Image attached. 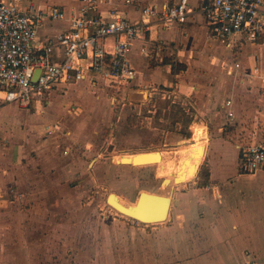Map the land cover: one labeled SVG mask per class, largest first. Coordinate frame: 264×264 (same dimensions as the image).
<instances>
[{
	"label": "rangeland",
	"instance_id": "1",
	"mask_svg": "<svg viewBox=\"0 0 264 264\" xmlns=\"http://www.w3.org/2000/svg\"><path fill=\"white\" fill-rule=\"evenodd\" d=\"M246 45H238L230 56L232 64H240L239 73L229 74V69L221 67L233 81L246 78L244 71L253 69L244 50ZM258 66L264 70V60ZM179 74L183 81L197 77L216 82L207 79L206 72ZM82 89L79 86L73 90L76 93H69L66 88L62 93L50 94L44 106L54 101L51 116L60 114L58 120L65 119L63 129L51 135L39 134L32 147L22 146L26 153L22 161L26 165L23 171L26 181L18 185L20 190H12L11 199L19 191L26 194V199L15 203L0 200V264H95L108 257V247L104 250L102 246L109 243L116 227L144 226H138L135 220L111 207L110 196L115 195L125 205H134L141 194L163 196L172 192L174 201L175 195L186 189L178 186L173 177H167L172 183L162 187L164 178L157 171L166 161L178 163L182 154L166 156L161 166L118 162L120 155L155 148L170 153L194 145L198 135L207 134V153L196 175L188 181L195 180L196 185L204 183L209 163L219 151L222 160L233 164L241 147L264 140V120L256 117L229 121L225 114L221 119L218 115V127H223L224 133L212 134L216 119H211V114H199L197 106L207 96L182 94L176 86L151 90L148 97L145 95L147 98L140 100H132L131 90L124 86H120L116 95L117 88L101 83L90 88L88 99L81 96ZM258 93L263 102L264 88ZM114 95L122 103L113 104ZM14 111V117L22 121L27 109L13 107L6 115ZM211 111L215 115L216 110ZM9 120V125L15 123L14 118ZM191 130L197 132L195 138H185V133ZM184 141L187 144L180 146ZM51 150L54 154H49ZM66 171L68 176H64Z\"/></svg>",
	"mask_w": 264,
	"mask_h": 264
},
{
	"label": "crops",
	"instance_id": "2",
	"mask_svg": "<svg viewBox=\"0 0 264 264\" xmlns=\"http://www.w3.org/2000/svg\"><path fill=\"white\" fill-rule=\"evenodd\" d=\"M95 1L101 12L118 10L136 22L141 20V7H162L179 0H134L133 4H127V0ZM211 1L189 0L190 6L196 9L210 4ZM22 4L43 8L58 6L69 13L83 3L81 0H22ZM68 28L67 20H45L37 31L38 39L46 42L64 33ZM233 50L234 48L209 38L205 15L195 14L186 24L171 29L154 27L144 39H137L133 43L129 53V61L137 72L129 97L132 100H140L148 97L151 90L173 86L182 94L193 92L196 96L206 95L207 98L200 99L197 106L199 114H211L209 117L216 119L212 131L216 136L219 132L224 133V128L218 127V115H221L220 119L222 114L229 118V113H232L233 117L227 118L229 121L254 117L264 120V101L259 99L258 93L260 88H264V70L258 66L264 60V37L259 43L244 46L245 53L249 55L247 59H251L253 63V69L244 71L246 78L239 81L226 77L222 70L225 67L229 69V74L240 72V64L230 62ZM236 65H239V68H236ZM216 71L218 75H215ZM180 72L183 75L206 72V78L215 79L216 82L203 81L196 79L197 77L183 81V77H179ZM100 84L93 85L83 81L67 89L71 93L81 86L84 93L81 96L88 99L90 88H97ZM64 90L52 93H62ZM52 93L50 96H53ZM65 96L68 98V94ZM215 96L216 100L213 102ZM53 102L51 100L47 107L44 102L37 103L27 109V112H22V121L14 117L15 111L6 115L13 107L21 109L19 106L3 105L0 102L2 199L14 203L26 199V194L20 191L11 199L12 190H20L18 185L26 181L23 174L26 165L22 164L26 153L22 146L24 145L25 149L32 147L39 134L51 135L63 129L65 119L58 120L60 114L51 116V107L55 104ZM212 109L216 110L215 115ZM25 117L29 119L25 120ZM11 118L15 119V123L9 125ZM56 119L58 121L55 122ZM206 153L207 147L204 156ZM219 153L214 155L209 163V176L205 179V186H200V183L193 185L195 180L178 185L186 189L176 194L174 201L172 199L169 218L165 223L144 224L143 227L133 226L130 229L127 225L116 227V233L113 232L109 243L102 246L104 250L105 246L108 247V257L95 261V264H264V173H241L238 158L240 149L237 162L233 164L222 160V153ZM49 154H54V151H49ZM33 163L30 162L31 165ZM64 176H68L67 171ZM140 224L142 223L137 222L138 226Z\"/></svg>",
	"mask_w": 264,
	"mask_h": 264
},
{
	"label": "built area",
	"instance_id": "3",
	"mask_svg": "<svg viewBox=\"0 0 264 264\" xmlns=\"http://www.w3.org/2000/svg\"><path fill=\"white\" fill-rule=\"evenodd\" d=\"M81 2L67 13L58 6L0 1L1 104L30 109L52 92L83 81L117 88L116 95L120 86L132 90L137 76L129 61L133 43L154 27H179L195 14L206 16L210 39L229 48L256 44L264 37V0H212L200 9L192 8L189 0L148 5L140 8L141 20L136 22L118 10L101 12L95 0ZM45 20H67L69 28L42 42L37 31ZM111 100L122 103L115 95ZM239 169L247 175L264 173V140L240 148Z\"/></svg>",
	"mask_w": 264,
	"mask_h": 264
},
{
	"label": "bare ground",
	"instance_id": "4",
	"mask_svg": "<svg viewBox=\"0 0 264 264\" xmlns=\"http://www.w3.org/2000/svg\"><path fill=\"white\" fill-rule=\"evenodd\" d=\"M206 141L207 134H201L198 135V138L196 139V143L194 145L184 146L183 148H177V151L173 150L172 152L167 153L163 150L155 148L154 150L128 152L123 154L122 156L120 155V158L117 160L118 162L130 163L131 165L133 164L134 166H147L153 164H158V166H161L162 163L166 160V156H171L172 154L173 156H176L177 154H182L183 156L181 157L183 158H181L178 163L173 162V160L168 162L166 161V164L164 166L162 165L157 169L159 177L164 178L162 182V187L168 186L172 183V180L167 177H173L175 179V182L180 185L188 183V181H190L196 175L205 153ZM185 144H187L186 141L179 143L180 146H183ZM171 193L169 195H160V197L165 198L169 203V212L167 215V220L169 218L173 197ZM109 204L122 216H126L124 214L135 216L137 204L125 205L115 195L109 197Z\"/></svg>",
	"mask_w": 264,
	"mask_h": 264
},
{
	"label": "water",
	"instance_id": "5",
	"mask_svg": "<svg viewBox=\"0 0 264 264\" xmlns=\"http://www.w3.org/2000/svg\"><path fill=\"white\" fill-rule=\"evenodd\" d=\"M169 203L163 197L150 194H141L137 202L135 216L128 214L125 217L145 225L161 224L167 221Z\"/></svg>",
	"mask_w": 264,
	"mask_h": 264
},
{
	"label": "trees",
	"instance_id": "6",
	"mask_svg": "<svg viewBox=\"0 0 264 264\" xmlns=\"http://www.w3.org/2000/svg\"><path fill=\"white\" fill-rule=\"evenodd\" d=\"M196 134H197V132L194 130L188 131L187 133H185V138L193 139V138H195ZM208 176H209V172L207 170V172L205 173V178L207 179ZM200 186H205V181H204V183L200 184Z\"/></svg>",
	"mask_w": 264,
	"mask_h": 264
}]
</instances>
